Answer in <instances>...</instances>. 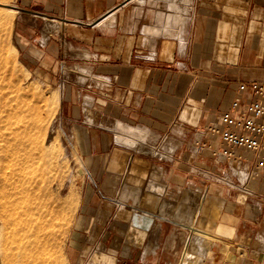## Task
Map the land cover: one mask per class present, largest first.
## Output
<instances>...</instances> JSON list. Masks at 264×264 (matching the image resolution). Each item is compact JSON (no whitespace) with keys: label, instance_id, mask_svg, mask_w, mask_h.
Instances as JSON below:
<instances>
[{"label":"crops","instance_id":"1","mask_svg":"<svg viewBox=\"0 0 264 264\" xmlns=\"http://www.w3.org/2000/svg\"><path fill=\"white\" fill-rule=\"evenodd\" d=\"M16 9L19 54L59 87L91 183L66 264H264V153L229 161L211 132L251 99L239 84L264 83V0Z\"/></svg>","mask_w":264,"mask_h":264},{"label":"rangeland","instance_id":"2","mask_svg":"<svg viewBox=\"0 0 264 264\" xmlns=\"http://www.w3.org/2000/svg\"><path fill=\"white\" fill-rule=\"evenodd\" d=\"M18 1H0V11L16 9ZM14 21L12 28L0 24V147L19 138L24 150L17 148L16 155L27 153L29 160L24 165L17 157L0 160V264H66L71 230L79 226L83 200L92 193L74 138L79 125L63 117L59 87L23 62ZM33 204L39 205L38 215Z\"/></svg>","mask_w":264,"mask_h":264},{"label":"built area","instance_id":"3","mask_svg":"<svg viewBox=\"0 0 264 264\" xmlns=\"http://www.w3.org/2000/svg\"><path fill=\"white\" fill-rule=\"evenodd\" d=\"M238 90L240 94L249 93L250 100L242 97L231 103L229 111L219 116L220 128L212 129L213 134L220 135L222 149L215 154L225 159L237 160V152L264 153V83H241ZM203 144L197 143L200 151ZM258 167L264 165L261 157Z\"/></svg>","mask_w":264,"mask_h":264},{"label":"bare ground","instance_id":"4","mask_svg":"<svg viewBox=\"0 0 264 264\" xmlns=\"http://www.w3.org/2000/svg\"><path fill=\"white\" fill-rule=\"evenodd\" d=\"M0 1H4V2H10L11 0H0ZM18 11H16V9H15V7L14 6H11L10 8H6V11H0V24L2 25V26H4V29H5V27H8V28H10L11 26H12V24H13V21H14V14L15 13H17ZM1 26V27H2ZM10 26V27H9ZM6 29L5 31H9V29ZM12 28V27H11ZM7 31V32H8ZM3 32V31H2ZM4 33V32H3ZM6 34V33H5ZM2 44V43H1ZM2 49V48H1ZM4 51V50H3ZM6 53V52H5ZM2 54V53H1ZM5 59H6V57H4ZM5 67V66H4ZM3 67V68H4ZM8 70V69H7ZM6 70V71H7ZM5 71V72H6ZM4 77V76H3ZM8 82V81H7ZM8 85V84H7ZM9 86V85H8ZM9 89V88H8ZM9 91V90H8ZM7 94V93H6ZM11 94V93H10ZM8 96V95H7ZM4 97V96H3ZM2 97V98H3ZM57 97V96H56ZM1 98V100L3 101V99ZM9 98V97H8ZM8 98H7V101H8ZM59 98H57V100H58ZM56 100V99H55ZM56 100V102H58ZM8 103H9V101H8ZM1 104V103H0ZM4 104H6V102L4 103ZM22 113V112H21ZM21 116V115H20ZM19 116V117H20ZM22 117V116H21ZM20 117V118H21ZM18 119V118H17ZM19 120V119H18ZM16 122V121H15ZM15 124V123H14ZM120 128H122L123 130H125L126 128L125 127H122V125H121V127ZM10 129V128H9ZM12 130V129H11ZM137 130V129H136ZM135 131V130H134ZM136 132V131H135ZM134 132V133H135ZM12 133V132H11ZM133 133V134H134ZM137 133H138V131H137ZM135 135V134H134ZM139 135V134H138ZM3 137V136H2ZM25 137V136H24ZM24 137L22 138V139H24ZM25 138H27V137H25ZM25 141H28V138H27V140H25ZM7 143L5 144V145H1V147H0V160L2 159H6V161H8L7 159H9V158H12V160H13V158H16L17 157V159L16 160H18L17 162H18V164H25L26 162H28V157H27V153H25L26 154V156L25 157H21V156H17L16 155V149L18 148L19 150H24V148H22L23 146H24V141H21V139L19 140V138H18V140H17V138L15 139V140H13V141H6ZM29 142V141H28ZM31 143V142H30ZM32 144V143H31ZM31 144H29V146L31 145ZM33 145V144H32ZM22 148V149H20V148ZM26 149H27V147H26ZM18 150V151H19ZM30 157V156H29ZM35 158V157H34ZM34 158L33 159H31V160H33L34 161ZM16 162V163H17ZM33 163V162H32ZM31 164V163H30ZM16 165V164H15ZM22 165V166H23ZM27 165V164H26ZM14 166V165H13ZM24 167H26V166H23L22 168L24 169ZM21 168V167H20ZM33 187V186H32ZM34 189H35V187H34ZM40 189V188H39ZM42 190V189H41ZM35 192H37V191H35ZM34 192V193H35ZM39 193V192H38ZM41 193V192H40ZM37 196V195H36ZM46 197V196H45ZM36 199H37V197H36ZM34 202V201H33ZM36 202V201H35ZM42 202V201H41ZM46 202H48V205H49V201H46ZM37 203L39 204V202L37 201ZM44 203V202H43ZM46 204V203H45ZM9 205V204H8ZM11 205V204H10ZM36 205V204H35ZM32 206V205H31ZM39 205H36V206H34V204H33V207H32V209L31 210H33L32 212H34V214L33 215H38V213L39 212H41V210H39L40 208L38 207ZM43 205L41 204V209L42 210H44L43 209V207H42ZM47 206V205H46ZM45 206V207H46ZM6 207H7V205H6ZM14 207H16V206H14ZM17 208V207H16ZM49 208V207H48ZM7 209H9V208H7ZM18 209V208H17ZM16 209V210H17ZM46 209V208H45ZM11 210V209H10ZM12 210H13V208H12ZM14 211H15V209H14ZM9 212V211H8ZM19 213V212H18ZM9 214V213H8ZM41 214V213H40ZM40 214H39V216H40ZM15 215H16V213H15ZM15 215H14V217H15ZM4 217H5V215H4ZM10 217H12V216H10ZM7 220H8V218H7ZM6 221V220H5ZM9 221H10V219H9ZM6 224V223H5ZM39 228L36 230V235L39 233ZM197 232V231H196ZM196 234V233H195ZM202 234V233H201ZM201 234H196L197 235V238L199 239L198 241V243H199V246L201 247V250L202 251H206V249H208V248H210V247H208L209 246V242H210V238L209 237H207V236H204V235H201ZM195 247V246H194ZM198 247V246H197ZM200 250V249H199ZM209 250V249H208ZM194 251V250H193ZM188 252V251H187ZM191 252V251H190ZM199 252H201V251H199ZM195 254V253H194ZM206 255V254H205ZM193 253L191 252V253H189L188 252V254H187V256H186V260H190V259H192L193 257ZM199 257V256H198ZM197 258V257H196ZM203 258V257H202ZM194 261H195V259H194ZM191 262H192V260H191ZM199 262V261H198Z\"/></svg>","mask_w":264,"mask_h":264}]
</instances>
